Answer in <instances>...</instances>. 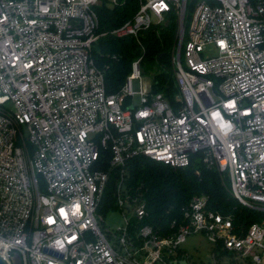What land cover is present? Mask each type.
<instances>
[{
	"label": "built area",
	"instance_id": "built-area-1",
	"mask_svg": "<svg viewBox=\"0 0 264 264\" xmlns=\"http://www.w3.org/2000/svg\"><path fill=\"white\" fill-rule=\"evenodd\" d=\"M119 2L0 0V259L192 264L181 246L202 233L209 264H264V219L244 230L194 197L164 233L146 223V203L127 184L139 156L174 170L197 157L264 214V0H139L131 20L105 30L98 7ZM171 17L173 102L144 86L142 58L109 94L96 45L128 37L142 46ZM104 153L117 180L102 212L112 177L99 167ZM113 210L125 224L105 231L99 218Z\"/></svg>",
	"mask_w": 264,
	"mask_h": 264
},
{
	"label": "trees",
	"instance_id": "trees-1",
	"mask_svg": "<svg viewBox=\"0 0 264 264\" xmlns=\"http://www.w3.org/2000/svg\"><path fill=\"white\" fill-rule=\"evenodd\" d=\"M139 8V0H120L116 5L107 3L98 7L105 30H113L131 20ZM177 22L174 17L164 25L156 26L142 36V46L132 38H106L94 48V60L104 70L109 94L118 93L132 71L133 62L142 58L143 74L152 72L153 93H163L171 102L178 93L172 62L177 45ZM110 170L112 177L104 195L102 212L114 205L113 188L117 176L104 153L98 163ZM128 189L142 196L148 210L146 223L161 229H170L173 221H180L184 210L194 197L205 196L207 208L233 218L237 227L246 230L251 224L264 219V214L246 209L233 196L229 181L218 170L208 168L197 157L191 166L174 170L146 156H139L128 164ZM200 264V263H192ZM203 264V263H202Z\"/></svg>",
	"mask_w": 264,
	"mask_h": 264
},
{
	"label": "rangeland",
	"instance_id": "rangeland-1",
	"mask_svg": "<svg viewBox=\"0 0 264 264\" xmlns=\"http://www.w3.org/2000/svg\"><path fill=\"white\" fill-rule=\"evenodd\" d=\"M153 76L152 72L147 74L142 72V83L150 91L153 85ZM9 107H11V104H9ZM101 218L103 221L99 218V224L105 231L117 232L125 224V217L118 210L106 212L101 215ZM181 250L189 255L191 263L209 264L211 262L212 245L209 243L207 236L202 233L190 235L186 242L182 244Z\"/></svg>",
	"mask_w": 264,
	"mask_h": 264
},
{
	"label": "water",
	"instance_id": "water-1",
	"mask_svg": "<svg viewBox=\"0 0 264 264\" xmlns=\"http://www.w3.org/2000/svg\"><path fill=\"white\" fill-rule=\"evenodd\" d=\"M17 264H20L19 262V256H16ZM0 264H4V262L0 259ZM182 264H188L187 262H182Z\"/></svg>",
	"mask_w": 264,
	"mask_h": 264
}]
</instances>
